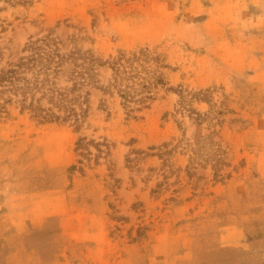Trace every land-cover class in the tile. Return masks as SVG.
Wrapping results in <instances>:
<instances>
[{
    "label": "rangeland",
    "instance_id": "374dc122",
    "mask_svg": "<svg viewBox=\"0 0 264 264\" xmlns=\"http://www.w3.org/2000/svg\"><path fill=\"white\" fill-rule=\"evenodd\" d=\"M47 36L99 62L80 124L0 108V264H264V0H0V71Z\"/></svg>",
    "mask_w": 264,
    "mask_h": 264
},
{
    "label": "trees",
    "instance_id": "16d2710c",
    "mask_svg": "<svg viewBox=\"0 0 264 264\" xmlns=\"http://www.w3.org/2000/svg\"><path fill=\"white\" fill-rule=\"evenodd\" d=\"M27 47L31 51L30 54L19 58L18 61L9 62L0 71V108L7 110L9 104L19 103L23 111L29 110L34 117L43 122L74 119L80 124L87 115L88 109L83 106L88 104L89 98L85 96L83 100L81 96L70 97V92L71 95L76 92L85 84L86 79L92 80L91 69L94 63L99 61L91 53H85L87 56L79 52L69 56L64 55L50 36L32 41ZM140 53L144 54V52ZM140 53H133L132 56L121 53L112 62L113 86L117 88L124 100L123 104L130 111L136 108L133 104L144 106L148 99L152 98L148 81L141 83L143 86L141 89L135 87L136 83L131 84L141 76V71L135 65V62L142 59ZM69 60L74 63L76 69L80 70H73L74 86L63 89L57 86L56 79L65 62ZM46 99L52 106L44 105L43 101ZM55 107L61 111L66 110L65 115L56 112Z\"/></svg>",
    "mask_w": 264,
    "mask_h": 264
}]
</instances>
